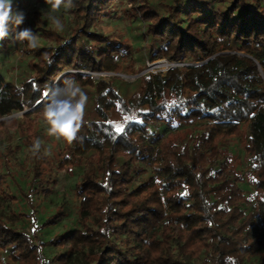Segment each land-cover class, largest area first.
Instances as JSON below:
<instances>
[{
  "label": "trees",
  "instance_id": "16d2710c",
  "mask_svg": "<svg viewBox=\"0 0 264 264\" xmlns=\"http://www.w3.org/2000/svg\"><path fill=\"white\" fill-rule=\"evenodd\" d=\"M74 4L65 32L26 19L49 43L0 42L19 60L12 76L0 70V254L9 264H264V0ZM119 17L140 25L145 60L180 64L133 82L93 79L146 66L123 35L101 30ZM69 77L88 97L84 122L77 140L50 147L46 95ZM74 170L70 201L37 225L39 200ZM25 218L64 230L35 240Z\"/></svg>",
  "mask_w": 264,
  "mask_h": 264
},
{
  "label": "rangeland",
  "instance_id": "374dc122",
  "mask_svg": "<svg viewBox=\"0 0 264 264\" xmlns=\"http://www.w3.org/2000/svg\"><path fill=\"white\" fill-rule=\"evenodd\" d=\"M19 3L18 8L19 10H23L27 18H30L34 20L35 22H39L45 27H51L54 28L51 21L47 18V12L49 10V6L45 4L44 0H13ZM60 16L62 23L64 24V30L63 32L67 31V27L71 24L70 17L68 13H66L63 8L61 9L60 13H58ZM101 30L104 33H108L112 36H116L117 34L123 35L124 39L129 43L131 46V49L134 51V57L137 61L136 65L138 66L139 63H142V61H145V68L141 70L143 71H149V72H156L161 71L158 70L162 66L151 67V64L153 62H156V60L149 61L145 60L144 54L139 50L140 46L142 45V39L140 36L141 27L137 22H129L127 19H124L123 17L119 18H105L101 22ZM38 41L49 43L51 39H43L42 37H38ZM18 55L11 51V50H1L0 51V70L3 74H5L6 77L12 76L15 70V64L19 61L17 60ZM138 72V73H140ZM90 73L91 77L93 79H98L99 76H110V75H116L112 72H88ZM138 73H120L123 75L121 76L123 79H125L128 82H133V80L138 76ZM137 75V76H136ZM130 90V88H128ZM42 124V132H43V140L46 142V144L50 147H55V145H62L64 140H56L53 137H50L47 135L46 129L47 124ZM233 150L241 151L240 145L238 143H235L232 145ZM77 170H74L72 174L66 173V172H60L58 175V185L51 193V195L48 198H42L39 200V207L37 209L36 217L37 221L36 224L39 225L42 220L44 219L45 215L49 214L53 208L61 203H68L70 201V189L73 185V182L76 178ZM20 180V179H19ZM21 181V184H23V181ZM22 208L24 212H29L30 209L24 205H22ZM22 225L26 231L31 233L35 240L37 239H45L48 238L52 233L54 232H60L64 230V227L61 226L60 223L55 224L53 227H46L41 228L38 227L30 222L29 218H25L21 220ZM65 223H69V220H66ZM48 253V252H46ZM0 264H9L7 262V259L4 254H0Z\"/></svg>",
  "mask_w": 264,
  "mask_h": 264
},
{
  "label": "clouds",
  "instance_id": "9594fccd",
  "mask_svg": "<svg viewBox=\"0 0 264 264\" xmlns=\"http://www.w3.org/2000/svg\"><path fill=\"white\" fill-rule=\"evenodd\" d=\"M49 6L47 18L56 31H63L64 24L58 13L72 9L74 0H44ZM27 15L23 10L14 9L13 0H0V42L11 40L26 43L29 49H36L38 37L30 27H24ZM48 64L53 61L45 55ZM88 97L75 79L65 78L46 95L43 118L46 122L47 135L56 140H64L71 144L77 140L78 133L84 122V111ZM42 142L35 138L30 146L33 156L39 157ZM47 154V152H45Z\"/></svg>",
  "mask_w": 264,
  "mask_h": 264
},
{
  "label": "built area",
  "instance_id": "2783aa9c",
  "mask_svg": "<svg viewBox=\"0 0 264 264\" xmlns=\"http://www.w3.org/2000/svg\"><path fill=\"white\" fill-rule=\"evenodd\" d=\"M179 64H180L179 62H172V61L166 60V59H164V58H160V59H157L156 62H153V63L151 64V67H152V66H154V67L162 66V67L159 68L158 70L165 71V70H167L169 67L174 66V65H179Z\"/></svg>",
  "mask_w": 264,
  "mask_h": 264
},
{
  "label": "snow or ice",
  "instance_id": "6c2138e0",
  "mask_svg": "<svg viewBox=\"0 0 264 264\" xmlns=\"http://www.w3.org/2000/svg\"><path fill=\"white\" fill-rule=\"evenodd\" d=\"M130 120H132L131 116H126L125 117V123L129 122ZM114 128H115L116 133L119 134V133H122L125 130V125L124 124L115 125Z\"/></svg>",
  "mask_w": 264,
  "mask_h": 264
},
{
  "label": "water",
  "instance_id": "95a60500",
  "mask_svg": "<svg viewBox=\"0 0 264 264\" xmlns=\"http://www.w3.org/2000/svg\"><path fill=\"white\" fill-rule=\"evenodd\" d=\"M112 73H114V72H112ZM143 73V71L142 72H140V73H138V75H140V74H142ZM114 74H119V75H123V74H120V73H114ZM124 76V75H123ZM137 76V75H136Z\"/></svg>",
  "mask_w": 264,
  "mask_h": 264
}]
</instances>
